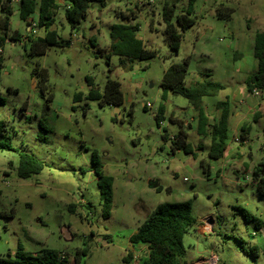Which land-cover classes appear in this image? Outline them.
Listing matches in <instances>:
<instances>
[{
	"label": "rangeland",
	"instance_id": "rangeland-1",
	"mask_svg": "<svg viewBox=\"0 0 264 264\" xmlns=\"http://www.w3.org/2000/svg\"><path fill=\"white\" fill-rule=\"evenodd\" d=\"M7 1L1 3L14 10L16 4ZM103 2H89L74 30L64 9L56 11L50 29L61 44L47 46L43 55L30 52L31 40L42 37L43 29L32 34L14 14L7 31L0 28V122L11 147L0 150V258L13 256L21 246L32 254L54 249L65 264H75L76 256L79 264H142L148 249L130 244V236L158 205L189 201L197 225L183 238L179 264L212 255L216 264H264V201L252 181L253 168L264 164V119L245 123L250 129L242 157L232 156L240 146L229 138L225 156L209 160L205 134L199 135L203 149L195 148L194 159L171 145L175 137L190 133L186 141L196 147L192 108L160 87L164 71L187 60L185 87L205 81L225 86L217 96L203 99L205 110L214 117L215 104L227 97L233 108L234 90L257 68L253 40L264 31V0H195L194 25L182 33L177 52L165 41L164 0ZM168 2L177 16L188 0ZM114 25L131 26L134 40L154 55L113 54ZM43 73L41 91L37 82ZM87 79L99 92L107 80L119 83L123 102L116 122L113 108L84 99ZM78 93L83 98L73 103ZM251 99L261 101L264 93ZM93 153L103 176L111 179L108 218L102 215ZM20 154L41 162V172L18 178ZM128 254L131 259L125 262Z\"/></svg>",
	"mask_w": 264,
	"mask_h": 264
},
{
	"label": "trees",
	"instance_id": "trees-1",
	"mask_svg": "<svg viewBox=\"0 0 264 264\" xmlns=\"http://www.w3.org/2000/svg\"><path fill=\"white\" fill-rule=\"evenodd\" d=\"M66 4L64 9V18L72 30L76 29L80 22L85 18L88 9V3L96 0H62ZM103 4V0H97ZM195 0H188L186 9L183 13L175 16L174 6L168 0H164L162 7V21L164 23L165 41L169 49L177 52L180 47L182 33L194 25V21L190 18L193 4ZM9 2V0L7 1ZM56 0H19L14 10H10L5 3H1L2 16H0V28L6 32L9 26V16L17 12L18 18L26 23L29 27L28 20H34L36 15V28L43 29L42 37H35L31 40L30 52L32 55H43L47 46H58L59 43L56 31L50 27L54 23V13ZM230 13V10H227ZM221 17L220 13L217 14ZM229 19V16H227ZM11 41H17L18 35L11 36ZM64 43L63 45H65ZM110 50L117 55H134L141 59H147L154 54L142 48L139 40H134L131 26L114 25L110 31ZM253 57L257 61L255 72L250 74L244 80L246 91L252 95L254 91L264 93V31L257 32L253 40ZM188 61L184 60L180 64L169 66L163 73L160 87L164 93L170 92L175 96L183 97L189 106L197 111V133L205 135V127L207 119L202 109L204 98L217 96L224 87L219 83L202 82L191 87L183 85L187 75ZM36 74V70L33 75ZM45 74L41 80L37 82V87L43 91L45 89ZM89 88L85 100L97 101L99 106H107L109 108L119 107L123 102V95L118 82L107 80L103 90L99 92L92 86L90 79H87ZM82 94L78 93L73 96V103H79L82 100ZM2 103V101L0 100ZM215 108L220 111L218 120L211 125L208 136L210 138V146L206 152L207 158L211 161H218L222 158L227 147L228 140V119L230 116V107L228 101H219L215 104ZM83 113L87 111V105L82 107ZM159 113L155 116V121L159 125L161 122ZM116 122V118L111 119ZM5 124L0 122V150H11L8 141L4 136ZM242 131L245 128L242 127ZM166 140V136H163ZM241 141L244 139L241 136ZM186 134H180L172 140V148L182 150L186 155H191L194 159L197 155L194 153L192 146L186 141ZM93 158L97 159L95 153ZM93 163V174L97 178L98 186L102 199V215L108 218L111 206V179L103 176L101 164L99 160ZM204 173H207L203 163H200ZM43 169V164L36 160L33 156L20 154L16 175L20 179H28L32 175L39 174ZM253 183L260 198L264 201V164L261 163L253 169ZM69 209L72 211V207ZM246 217V216H245ZM197 225L191 212V203L189 201L181 203H166L158 205L145 219L136 233L130 236L129 243L132 245H145L148 249L147 258L142 264H179L180 258L184 255L183 238L191 228ZM77 256L74 259L75 264H79ZM131 259L128 254L124 259L129 262ZM0 264H65L64 256L54 249H43L38 253H26L21 246L17 247L13 256L8 255L7 258H0Z\"/></svg>",
	"mask_w": 264,
	"mask_h": 264
},
{
	"label": "crops",
	"instance_id": "crops-1",
	"mask_svg": "<svg viewBox=\"0 0 264 264\" xmlns=\"http://www.w3.org/2000/svg\"><path fill=\"white\" fill-rule=\"evenodd\" d=\"M55 7L56 8L53 10L54 16H55L56 11L65 9L67 6L64 3V1L56 0ZM36 18H37L36 15H33V19H34L33 21H35L34 22V24H35L34 31L35 32L38 31V29L36 28V23H37ZM28 22L30 23V20H28ZM223 87L225 89V86H223ZM224 89L222 91H224ZM233 94H234L233 97H234V101H235L233 108H231V104H230V101L228 100V97L225 100V101H228V103H229L230 116L228 119V128L229 129H228L227 147L223 153L222 158L225 156L226 152L229 150V148H228L229 138H230V140L236 142L240 146L238 149H236V151L234 152V154H232V156L236 155V156H238V158L242 157L245 154V152H246L245 149L247 147H245L246 141H244V140L241 141L240 138H241V136L244 137L245 131H248L250 129L249 126H245V123H247L249 119H253L257 122L264 119V99L261 101H255L254 102L253 99H251L252 95H250L244 87V81H243V87H240V88H237L236 90H234ZM202 109H203L204 115L207 119V125L205 127V134L208 135L211 125H213L218 120V118L220 116V111L217 110L214 106L215 116L212 117L210 115V113L208 112V110H205V106H204L203 102H202ZM192 111H193V113L189 118V122L190 121L194 122V126H196L195 128L191 127V130L194 131V129H195L197 131V127H198V125H197V120H198L197 119V111H195L194 109H192ZM210 120H212V121H210ZM189 122H185L184 126H188L190 124ZM242 127L245 128V131H242ZM189 134L190 133L186 134L187 140H190ZM201 138H202V136H199V135H198V137H196V142H198V143L196 144V147H194V149H193L195 154H196L195 148L197 150L203 149L202 148L203 146L200 143ZM209 146H210V142L206 146L207 149L204 150L205 152H207ZM198 228L200 229V227H198ZM138 245H140V244H138ZM141 246H145V245H141ZM207 263H208L207 259H199L197 261L191 262V264H207Z\"/></svg>",
	"mask_w": 264,
	"mask_h": 264
},
{
	"label": "built area",
	"instance_id": "built-area-1",
	"mask_svg": "<svg viewBox=\"0 0 264 264\" xmlns=\"http://www.w3.org/2000/svg\"><path fill=\"white\" fill-rule=\"evenodd\" d=\"M19 2V0H9V4H17ZM30 29H31V32H32V34H34L33 32H35L34 31V27H35V24L34 23H30ZM28 27V28H29ZM262 95V93L261 92H259V91H254L253 93H252V96H254V97H260ZM146 107H148L149 106V104H147V105H145ZM207 264H216V257L215 256H211L209 259H208V263Z\"/></svg>",
	"mask_w": 264,
	"mask_h": 264
},
{
	"label": "water",
	"instance_id": "water-1",
	"mask_svg": "<svg viewBox=\"0 0 264 264\" xmlns=\"http://www.w3.org/2000/svg\"><path fill=\"white\" fill-rule=\"evenodd\" d=\"M13 14L16 15L17 12H14ZM111 116H112V118H116V119H117V117H119V112H118L117 107L116 108H113V113H112Z\"/></svg>",
	"mask_w": 264,
	"mask_h": 264
}]
</instances>
